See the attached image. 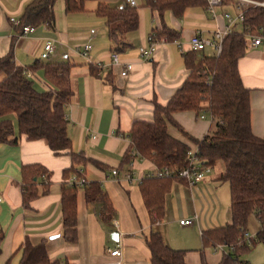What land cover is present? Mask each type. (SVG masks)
Masks as SVG:
<instances>
[{
    "label": "crops",
    "instance_id": "1",
    "mask_svg": "<svg viewBox=\"0 0 264 264\" xmlns=\"http://www.w3.org/2000/svg\"><path fill=\"white\" fill-rule=\"evenodd\" d=\"M31 1L0 0V59L12 43L18 66L47 62L71 65L72 96L65 108L67 135L73 152H81L101 166L87 164L82 170L88 182L99 183L111 209L106 210L101 203L87 204L82 188H78L77 241L68 244L63 237L60 196L68 180L62 174L71 165L70 157L55 156L44 140L27 141L24 136L16 145L0 144V264H16L18 250L26 239L33 244L44 242L50 261L58 264H149L145 238L151 231L159 232L168 247L186 251V264L218 263L227 250L205 248L201 255L198 241L203 230L198 227L197 211L208 182H218L219 173L212 176L211 170L202 183L193 187L174 182L164 197V217L153 225L154 213L147 211L139 184L153 172L154 165L147 160L133 159L120 167V162L129 145L127 134L132 123L150 122L154 103L165 105L186 80L189 72L183 56L189 52L188 40L196 32L210 38L218 27L224 26V12L234 15L233 4L226 1L217 7L214 18L206 9L195 8L181 19L171 13H165L161 19L144 6V0H135L138 28L124 36L127 48L115 51L105 21L95 13L94 2L86 3L84 11L67 13L64 0H58L54 6L53 28L40 25L32 33L19 37L11 19L19 21ZM101 1L116 8L126 5L125 0ZM162 22L173 30L176 38L172 41L155 38L158 44L154 52L148 59H142L138 49L147 48V37L154 35V28L160 30ZM47 41L53 43L54 50L43 60L40 55ZM87 44L91 50L85 58L77 50ZM205 51L204 54L213 55V50ZM114 53L119 55L116 65L111 63ZM127 64L131 70L123 77L121 71ZM94 66L99 68L96 75L91 72ZM238 72L243 86L251 90L252 132L264 139V43L259 46L247 43L246 53L238 61ZM31 74L30 80L37 91L49 88L42 71ZM201 115L204 118L193 112H180L174 119L188 134L200 140L214 130L210 117ZM169 133L183 139L174 128H169ZM27 164H40L50 172L48 193L33 200L29 209L22 205L20 176L21 167ZM113 170L117 171L115 177L110 174ZM129 171L134 176L131 182L124 177ZM181 220L191 223L181 225ZM218 249H225L226 253L217 254ZM114 250H119L120 255L111 256Z\"/></svg>",
    "mask_w": 264,
    "mask_h": 264
},
{
    "label": "trees",
    "instance_id": "2",
    "mask_svg": "<svg viewBox=\"0 0 264 264\" xmlns=\"http://www.w3.org/2000/svg\"><path fill=\"white\" fill-rule=\"evenodd\" d=\"M58 0H32L24 9L17 32L23 26L46 25L53 28L54 6ZM227 0H223V4ZM264 2V0H255ZM88 2L96 3L95 13L105 21L110 43L115 51L127 48L124 36L137 30V6L110 7L101 0H64L67 13L85 10ZM144 6L162 19L171 13L177 19L191 9H206V0H144ZM239 28L237 29L236 27ZM264 30V8L249 7L243 22L238 23L222 41L221 53L206 55L193 51L185 53L184 64L188 76L165 105L154 103L150 122L134 121L127 134L129 145L120 167L133 159L147 160L156 169L168 168L173 174L166 178L145 177L139 184L143 203L154 213L153 225L164 217V197L174 182H183L177 173L188 166V153L194 152L211 168L221 167L217 181L229 189L231 222L201 232L202 250L225 247L227 253L216 264H248L239 255L257 244L264 246V139L251 129V90L242 84L238 61L247 49L248 40ZM154 38L172 41L176 34L163 22L161 29H153ZM12 43L8 53L0 59V144L16 145L20 137L27 141L44 140L55 156L67 155L71 165L63 171V179H70L87 164L101 166L81 152H73L67 135L65 108L72 91L69 83L71 65L67 62L34 64L21 67L15 63ZM99 68L91 69L97 74ZM42 71L49 88L37 91L26 73ZM180 112L207 114L214 130L200 140L188 134L174 119ZM174 128L183 139L169 133ZM84 173V172H83ZM72 175V176H71ZM22 205L48 193L50 172L40 164L23 165L20 169ZM87 204L101 203L111 209L109 199L99 183L88 182L81 187ZM78 188L63 184L60 207L63 237L68 244L77 241ZM253 215L259 225L252 238H245L247 221ZM0 237V243H1ZM149 264H186L184 250L168 247L159 232L151 231L145 238ZM16 264H58L51 262L44 242L24 241L18 250ZM206 264V263H203ZM264 264V263H263Z\"/></svg>",
    "mask_w": 264,
    "mask_h": 264
},
{
    "label": "built area",
    "instance_id": "3",
    "mask_svg": "<svg viewBox=\"0 0 264 264\" xmlns=\"http://www.w3.org/2000/svg\"><path fill=\"white\" fill-rule=\"evenodd\" d=\"M233 4L234 7V15H231L227 12L223 13L224 18V26L222 28H217V30L213 33V35L210 38H206L202 36L201 32H196L189 40H188V48L189 51L196 52L198 54L204 52L207 48H210L213 50V54L218 56L221 53L222 49V41L223 39L232 32V30L235 28V26L238 23L243 22L244 12L249 7H261L264 8V2H259L255 0H227ZM207 8L206 10L210 13V15L214 18L216 16V8L221 6L223 4V0H206ZM125 4L130 7H135L136 3L135 0H125ZM11 23L13 26L18 27L19 21H15L11 19ZM34 31V27L32 26H23L21 28V31L19 33V37H24ZM165 40H162L164 42ZM250 44L252 46H259L262 43H264V30H260L259 35L252 36L250 39ZM148 46L147 48H139L138 54L139 56L146 60L148 59L151 54L154 52L158 41L154 38V35H149L147 37ZM179 45V44H178ZM54 47L53 43L51 41H47L44 44L43 52L40 55L41 59H47L49 55L53 52ZM91 50V45L87 44L84 45L82 50H77L78 54L82 57L88 58L89 52ZM111 63L112 64H119V55L117 53L112 54L111 56ZM131 70V65L127 64L123 67L121 71V76L126 77L129 71ZM27 77H31V73H26ZM200 118H204L203 115L200 116ZM80 174V177L74 175L70 179L67 180V183L70 186L81 188L85 186L88 181L85 178V175L83 173V170L80 169L77 171ZM211 172V168L206 166L202 160L197 156L194 152L188 153V166L179 171L177 175L185 181V183L189 187L196 186L199 183H202L205 176ZM113 177L117 176V171L113 170L110 173ZM173 174L171 170L168 168H162V169H154L152 173L148 174L146 177H156V178H166ZM125 179L128 182H131L134 178L133 173L131 171L125 173ZM2 201L1 195H0V202ZM181 225H188L191 223L189 220H181L179 222ZM155 224H158V221L155 222ZM116 226L117 224L114 223ZM245 238L247 239V234L245 235ZM111 256H119L120 252L119 250H114L110 253ZM120 264V263H118Z\"/></svg>",
    "mask_w": 264,
    "mask_h": 264
},
{
    "label": "rangeland",
    "instance_id": "4",
    "mask_svg": "<svg viewBox=\"0 0 264 264\" xmlns=\"http://www.w3.org/2000/svg\"><path fill=\"white\" fill-rule=\"evenodd\" d=\"M205 53H210V49H207ZM220 169L221 167L219 165L215 166L212 169V176H217V174L220 173ZM197 214L200 217V226L198 227L203 231L218 225L223 226L227 223H230L231 211L228 185L226 183L221 184L220 182H216L215 184H210L208 182V188L204 190V196L200 197ZM258 228L259 225L256 218L251 215L247 221V237H254L258 231ZM198 242L202 247L200 239ZM226 250L218 249L216 253L222 254L224 252L225 254ZM239 258L242 261L248 262V264H263L264 246L259 244L250 246L248 251H245L239 255Z\"/></svg>",
    "mask_w": 264,
    "mask_h": 264
}]
</instances>
